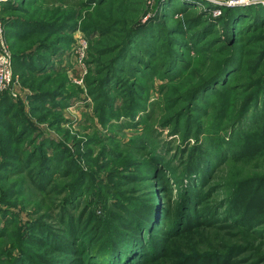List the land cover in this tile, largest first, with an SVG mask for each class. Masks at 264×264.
Listing matches in <instances>:
<instances>
[{"label": "rangeland", "instance_id": "1", "mask_svg": "<svg viewBox=\"0 0 264 264\" xmlns=\"http://www.w3.org/2000/svg\"><path fill=\"white\" fill-rule=\"evenodd\" d=\"M230 1L0 0V53L45 58L0 90V264H105L98 221L127 224L149 198L148 255L130 264H264V214L234 205L245 180L264 185V150L241 153L264 124V0ZM241 6L253 11L218 24ZM14 15L53 29L19 38ZM41 162L44 188L25 168Z\"/></svg>", "mask_w": 264, "mask_h": 264}, {"label": "trees", "instance_id": "2", "mask_svg": "<svg viewBox=\"0 0 264 264\" xmlns=\"http://www.w3.org/2000/svg\"><path fill=\"white\" fill-rule=\"evenodd\" d=\"M166 1L164 0V2ZM260 4L262 5H258L255 7L256 12L258 13V19L264 17V4L263 3ZM9 6H10L9 2L6 1L4 2L3 9L4 10L9 9ZM252 9L253 8H245L242 6L241 8L228 7L226 10V14H224L222 17L217 18V21H219L218 24L227 23L234 26L236 20H240L242 19V17H247L249 13L253 11ZM6 11L7 10H5V12ZM210 17L213 16L210 15ZM4 21L5 24H7V26H10L12 28L15 27L18 29L10 33H12L14 36H18L19 38L27 37L28 35H30L32 31H35L38 28L43 30L53 29L52 25L49 24L45 25L31 20L25 21L17 15L4 18ZM134 30L132 31V35L133 32H135ZM48 47H50V45H48ZM13 58H14L13 73L15 74V77L16 74L20 76L19 78L24 77L25 75L24 73L26 72L24 68L31 71L32 69L38 68V66L39 68H42L43 66L39 62V60H45L44 57H41L39 54L34 52L31 55L23 52L15 53L13 55ZM227 61H229V59ZM232 64H234L233 61L225 62L224 69H227ZM220 77L221 75H217V79H219ZM9 99L10 97L8 93H4V96L0 104L6 107L8 105ZM263 150H264V124L261 127H259L257 130H254L253 132L247 134V137L245 139V144L243 146V151L241 153L243 156L254 157ZM206 155H207V151L205 153L201 151L199 152L200 158L198 162L201 164V166H203L204 170H206L207 168L206 165L208 162L207 160H205V158L207 157ZM25 168L28 169L29 171L28 173L31 176L32 182L37 186H40L41 188L42 187L44 188L46 182L50 180L52 170H50V166L47 165L46 163L41 162L39 166H30V164H26ZM192 170L193 168L191 166L187 167L188 175L192 174ZM234 198H236L234 205L242 209L243 214H246L248 218L255 219L261 216V214H264V185L262 184L254 185L251 184V181L245 180L243 185L241 186V189L238 191L237 195ZM147 202L148 205H145L144 203L140 208L137 206L134 208V213L132 214V216H134L132 217L134 218V220H129V223L127 222V224L124 222L122 216L119 217L116 216V218L112 217V222H110L108 218L105 217L101 218L98 221V226L102 224L100 226L101 228L98 229L97 231L99 233V236L101 237V243L103 244L107 242V244L106 246H104V248H106L104 249L105 251L104 250L101 251L102 247L101 249L95 251L97 252L95 257L99 258L101 261L106 257V261H103V263L105 264H130L133 261V258L138 255H140L141 258H147L148 253L144 248L143 237H142V233L140 232V229L144 224H146L145 226H147V228L151 227L152 224L155 223L156 218H158L157 215L160 211V209L158 210V204H159L158 200H156L155 198L154 199L149 198ZM94 206L98 208L100 207L98 206V202L95 200H94ZM94 216L97 217L96 208L92 211V217ZM93 220L95 219L93 218ZM116 220H118V229L120 231L114 233L115 230L113 231L111 229H114V223L116 222ZM130 222H132L131 225ZM74 224L72 222V226H71L72 230L74 229L75 226H78V220H75ZM81 225H83V223ZM115 225H117V223ZM104 228H106L105 233L102 232ZM102 233H104V235H101ZM112 236L116 237L115 243H113L114 240H111L113 239ZM43 237L45 236L43 235ZM59 241L55 245L56 248H58L59 250L64 251L66 254H68L73 250L71 244L64 243L62 241L59 242ZM212 262H213L212 258L210 257L209 258L198 257V259L189 257L177 264H213ZM42 263L45 264L44 261ZM27 264H32V262ZM66 264H72L71 260L69 259V261H66ZM216 264H218V260ZM222 264H226V262L222 261Z\"/></svg>", "mask_w": 264, "mask_h": 264}, {"label": "built area", "instance_id": "3", "mask_svg": "<svg viewBox=\"0 0 264 264\" xmlns=\"http://www.w3.org/2000/svg\"><path fill=\"white\" fill-rule=\"evenodd\" d=\"M233 1L239 3V1L242 2L243 0H231L230 3ZM14 80L15 74L13 73V62L9 61L4 53H0V90H5L7 87H10Z\"/></svg>", "mask_w": 264, "mask_h": 264}]
</instances>
